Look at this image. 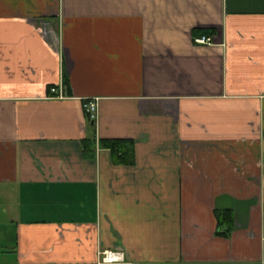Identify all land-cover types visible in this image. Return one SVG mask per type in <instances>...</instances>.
Listing matches in <instances>:
<instances>
[{
	"label": "crops",
	"instance_id": "obj_1",
	"mask_svg": "<svg viewBox=\"0 0 264 264\" xmlns=\"http://www.w3.org/2000/svg\"><path fill=\"white\" fill-rule=\"evenodd\" d=\"M105 251L264 264V0H0V255Z\"/></svg>",
	"mask_w": 264,
	"mask_h": 264
},
{
	"label": "trees",
	"instance_id": "obj_2",
	"mask_svg": "<svg viewBox=\"0 0 264 264\" xmlns=\"http://www.w3.org/2000/svg\"><path fill=\"white\" fill-rule=\"evenodd\" d=\"M82 141V149L84 155L93 156L97 147L95 131ZM99 145L103 148H109L112 152L113 160L117 163H130L133 161L134 143L130 139L124 138H103L99 140ZM217 219L219 226L227 225L229 232L233 228L234 217L231 211H217Z\"/></svg>",
	"mask_w": 264,
	"mask_h": 264
},
{
	"label": "built area",
	"instance_id": "obj_3",
	"mask_svg": "<svg viewBox=\"0 0 264 264\" xmlns=\"http://www.w3.org/2000/svg\"><path fill=\"white\" fill-rule=\"evenodd\" d=\"M212 37H199L196 39L199 43H210L212 42ZM51 93H53L56 97H64L65 92L63 87H51ZM85 109L90 117V119L95 120L98 114V101L97 99H91L85 102ZM100 264H115V263H124V256L123 253L120 252H112V251H105L103 253V257L101 258Z\"/></svg>",
	"mask_w": 264,
	"mask_h": 264
},
{
	"label": "rangeland",
	"instance_id": "obj_4",
	"mask_svg": "<svg viewBox=\"0 0 264 264\" xmlns=\"http://www.w3.org/2000/svg\"><path fill=\"white\" fill-rule=\"evenodd\" d=\"M11 257L1 256L0 255V264H5L7 262H11Z\"/></svg>",
	"mask_w": 264,
	"mask_h": 264
}]
</instances>
